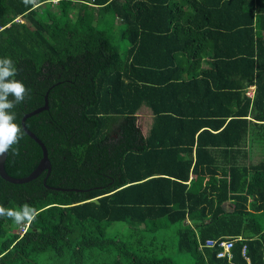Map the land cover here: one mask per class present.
<instances>
[{"label":"trees","instance_id":"trees-1","mask_svg":"<svg viewBox=\"0 0 264 264\" xmlns=\"http://www.w3.org/2000/svg\"><path fill=\"white\" fill-rule=\"evenodd\" d=\"M3 57L26 86L5 169L39 164L21 121L47 96L25 125L51 171L0 176L37 210L24 235L0 216V264H264V0H0Z\"/></svg>","mask_w":264,"mask_h":264},{"label":"clouds","instance_id":"clouds-1","mask_svg":"<svg viewBox=\"0 0 264 264\" xmlns=\"http://www.w3.org/2000/svg\"><path fill=\"white\" fill-rule=\"evenodd\" d=\"M17 71V67L10 57L0 58V154H4L12 148L22 135L21 129L15 122L13 115L5 111L13 107V103L8 100L9 94H12L15 101L19 103L24 99L26 93L25 84L15 78ZM8 77H11V79L6 80L5 78ZM251 87L256 90V86H250L249 88ZM253 98L254 96L251 99ZM0 216L9 217L15 224L22 225L31 223L37 216V210L27 204L19 208L0 206Z\"/></svg>","mask_w":264,"mask_h":264},{"label":"water","instance_id":"water-1","mask_svg":"<svg viewBox=\"0 0 264 264\" xmlns=\"http://www.w3.org/2000/svg\"><path fill=\"white\" fill-rule=\"evenodd\" d=\"M47 99L48 98L46 96V98H45V105L43 107H40L37 110H35V111L31 112V113L26 114L23 117L22 121H21V124H22V127H23L25 133L29 137H31L33 140H35L39 144V146L41 147V149H42L43 155H42V158H41L39 164L37 165V167L35 168V170L30 175H28L27 177H24V178H13L10 175H8V173H7L6 169H5V162H6V159H7L8 151L5 152L4 154H0V176L4 180H6L8 182H11V183H15V184H23V183H27V182H30V181L36 179L44 171H47V174H49V172L51 171V162H50V159L48 157L47 148L41 142V140L34 133H32L26 127V125H25V121H26L27 118L33 116L36 113H39V112H41L43 110H47L48 109V100Z\"/></svg>","mask_w":264,"mask_h":264},{"label":"built area","instance_id":"built-area-1","mask_svg":"<svg viewBox=\"0 0 264 264\" xmlns=\"http://www.w3.org/2000/svg\"><path fill=\"white\" fill-rule=\"evenodd\" d=\"M254 87L249 88L247 95L249 97H253L254 96ZM27 228H24V231H26ZM206 247H210V248H215V247H220L221 251L220 253H218V258H231L232 254H231V250L233 247V242L232 241H228V240H208L205 244Z\"/></svg>","mask_w":264,"mask_h":264},{"label":"rangeland","instance_id":"rangeland-1","mask_svg":"<svg viewBox=\"0 0 264 264\" xmlns=\"http://www.w3.org/2000/svg\"><path fill=\"white\" fill-rule=\"evenodd\" d=\"M33 3H36V0H32ZM56 2V1H55ZM37 5V4H36ZM38 6V5H37ZM138 123L140 127L142 128V131L147 134L146 132L150 128V124L152 122V113L149 109L143 108L139 113H138ZM30 223H26L24 227H20L17 231L20 235H24L27 231H24V228H28Z\"/></svg>","mask_w":264,"mask_h":264}]
</instances>
